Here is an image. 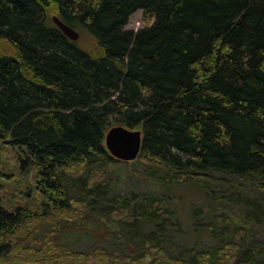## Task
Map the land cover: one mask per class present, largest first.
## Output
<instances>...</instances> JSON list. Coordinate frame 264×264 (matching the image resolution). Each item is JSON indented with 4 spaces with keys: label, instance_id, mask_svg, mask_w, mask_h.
<instances>
[{
    "label": "trees",
    "instance_id": "16d2710c",
    "mask_svg": "<svg viewBox=\"0 0 264 264\" xmlns=\"http://www.w3.org/2000/svg\"><path fill=\"white\" fill-rule=\"evenodd\" d=\"M138 10L149 25L124 29ZM54 15L93 46L68 38ZM115 125L143 131L139 159L162 197L109 194L110 164L129 163L106 148ZM7 138L22 149V171L36 169L43 199L10 210L0 198V264H264V244L190 248L186 262L125 234L165 231L177 214L167 207L173 183L193 175L264 192V0H0ZM206 195L210 207L221 199ZM113 237L123 249L109 248Z\"/></svg>",
    "mask_w": 264,
    "mask_h": 264
},
{
    "label": "rangeland",
    "instance_id": "374dc122",
    "mask_svg": "<svg viewBox=\"0 0 264 264\" xmlns=\"http://www.w3.org/2000/svg\"><path fill=\"white\" fill-rule=\"evenodd\" d=\"M149 22L145 12L138 10L129 17L124 29L137 31L148 26ZM79 42L85 47L93 46V41H85L84 36ZM9 141L10 138L0 139L2 205L10 210L20 206L37 210L43 197L36 189V169L32 168L29 173L22 171L20 166L22 149L13 146ZM139 157L129 163L110 164L107 183L109 194L117 193L130 198L134 192H149L162 197L167 192L164 187H161V183L156 182L149 175L150 170ZM163 173L162 169L156 172L158 177H162ZM105 175L106 173H99L100 178ZM207 189L210 192L214 189L221 197L214 207L205 203L209 201V196L206 195ZM167 203L171 211L174 210L175 205L177 206V209L175 208L177 214L168 216L171 218L168 219L165 231L155 234L149 229L141 227L137 229L136 226H130L125 230L128 238L142 242V239L146 237H153L155 242L163 243L172 255L180 256L186 262L194 261L190 248L193 251L211 250L224 245L230 239L242 245L246 241L251 242V245L264 244V192L254 187L251 182L243 179L224 180L216 174L211 177L193 175L183 185L173 183V196L167 198ZM109 226L119 229L116 222H109ZM212 229L215 231L214 236ZM133 231L135 233H132ZM87 248L88 243H84L82 250ZM109 248L123 249V240L117 237L111 238Z\"/></svg>",
    "mask_w": 264,
    "mask_h": 264
},
{
    "label": "water",
    "instance_id": "95a60500",
    "mask_svg": "<svg viewBox=\"0 0 264 264\" xmlns=\"http://www.w3.org/2000/svg\"><path fill=\"white\" fill-rule=\"evenodd\" d=\"M53 21L71 40L78 41L81 38L78 30L65 23L57 15L53 16ZM105 144L107 150L116 159L126 162L134 161L140 156L143 148V131L124 125H115L106 133Z\"/></svg>",
    "mask_w": 264,
    "mask_h": 264
},
{
    "label": "bare ground",
    "instance_id": "6f19581e",
    "mask_svg": "<svg viewBox=\"0 0 264 264\" xmlns=\"http://www.w3.org/2000/svg\"><path fill=\"white\" fill-rule=\"evenodd\" d=\"M142 150H143V148H142ZM141 153H142V151H141ZM141 153H140V154H141Z\"/></svg>",
    "mask_w": 264,
    "mask_h": 264
}]
</instances>
